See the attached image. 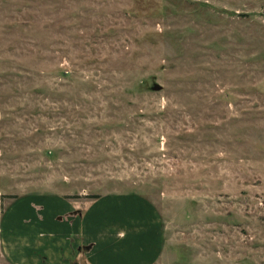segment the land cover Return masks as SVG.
<instances>
[{
    "label": "rangeland",
    "instance_id": "1",
    "mask_svg": "<svg viewBox=\"0 0 264 264\" xmlns=\"http://www.w3.org/2000/svg\"><path fill=\"white\" fill-rule=\"evenodd\" d=\"M48 200L152 209L155 264H264V0H0V264Z\"/></svg>",
    "mask_w": 264,
    "mask_h": 264
},
{
    "label": "crops",
    "instance_id": "2",
    "mask_svg": "<svg viewBox=\"0 0 264 264\" xmlns=\"http://www.w3.org/2000/svg\"><path fill=\"white\" fill-rule=\"evenodd\" d=\"M40 206L38 213L24 202L19 210L14 209L15 217H10L15 222L9 227L12 264L156 263L162 231L150 208L125 204L126 210L119 211L108 202L107 206L89 204L80 211L78 205L54 200ZM26 235L28 240L34 238L32 247L22 242Z\"/></svg>",
    "mask_w": 264,
    "mask_h": 264
}]
</instances>
